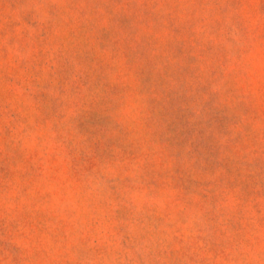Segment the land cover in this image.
<instances>
[{"label":"rangeland","instance_id":"374dc122","mask_svg":"<svg viewBox=\"0 0 264 264\" xmlns=\"http://www.w3.org/2000/svg\"><path fill=\"white\" fill-rule=\"evenodd\" d=\"M0 264H264V0H0Z\"/></svg>","mask_w":264,"mask_h":264}]
</instances>
